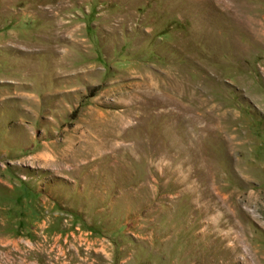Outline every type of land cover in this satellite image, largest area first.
<instances>
[{"label":"rangeland","instance_id":"1","mask_svg":"<svg viewBox=\"0 0 264 264\" xmlns=\"http://www.w3.org/2000/svg\"><path fill=\"white\" fill-rule=\"evenodd\" d=\"M0 264H264V0H0Z\"/></svg>","mask_w":264,"mask_h":264}]
</instances>
